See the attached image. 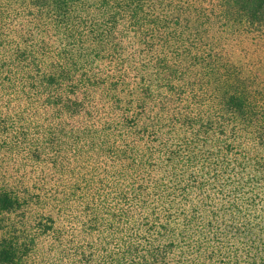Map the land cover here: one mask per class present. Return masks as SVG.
I'll return each mask as SVG.
<instances>
[{
	"label": "trees",
	"instance_id": "1",
	"mask_svg": "<svg viewBox=\"0 0 264 264\" xmlns=\"http://www.w3.org/2000/svg\"><path fill=\"white\" fill-rule=\"evenodd\" d=\"M208 1L226 39L203 15L180 27L172 0H0V264H161L172 244L140 232L163 199L197 189L186 224L216 184L251 187L240 212L262 200L264 0ZM215 246L178 264H233Z\"/></svg>",
	"mask_w": 264,
	"mask_h": 264
},
{
	"label": "rangeland",
	"instance_id": "2",
	"mask_svg": "<svg viewBox=\"0 0 264 264\" xmlns=\"http://www.w3.org/2000/svg\"><path fill=\"white\" fill-rule=\"evenodd\" d=\"M213 4L215 5L216 3ZM214 5L208 0H172V5L168 4L173 11L184 14L183 16L180 15L179 18L181 21L180 27L182 24H185L187 27L197 25V18L200 15H203L204 17H207L215 27V35L220 36L223 40L226 39L224 37L230 31L228 30V33L227 31H224V23L227 21L220 17V15L223 14V9L219 7L215 8ZM180 8H182L181 10L183 12H179ZM211 8H213V10H211ZM158 11L162 12L160 10ZM185 20H187V22ZM4 21H6L5 18ZM219 27H221L223 31L220 30ZM232 35H234V33H232ZM242 47V44L235 45L237 50L242 49ZM0 107L2 106L0 105ZM212 142H214L213 144L215 146L220 145L215 139H213ZM244 143L246 144L247 142L244 141ZM22 153L23 151H20L19 154ZM21 157L26 158V156ZM22 161L27 162L25 159ZM198 167V165H195L194 169L198 170ZM250 188V186H246L243 187L242 190L236 192H233L232 189H230L229 192L231 194V199H229L223 195V191L220 190L218 184L214 185L213 189L210 190L211 197L207 199V206L205 209L203 208L202 211L197 212L199 216L197 217L198 223L195 221L192 224H186L182 218H184L183 214L189 215L187 208H190L189 206L191 204L200 200L197 199L199 196L197 195V189L189 191L188 199H182L180 198V195H175L174 197L171 195L170 199H172V201H165L164 199L163 201H160V203L168 209L163 213H158L157 219L153 223L155 224L153 225V229L140 232V236L142 237L140 240L143 243L144 241L150 242L151 245H156L161 240L164 244L165 242H170L172 244L170 245V250L166 247L168 253L161 264H178L179 258L182 259L181 262L184 261V258L190 259L191 256L192 258H195V246L200 238L210 244L216 245L211 250L215 253V258L220 262L227 261V259H224L221 256L222 253H227L230 256L228 260L233 264H260L258 258L255 263L252 261L255 258L253 254L259 250H264V225L260 228V231L259 229L254 228V232L252 230L249 232L248 229L244 227L243 222H245L244 216H247L250 219L253 217L252 212L254 209H256L258 213V210L264 207V196L262 200L259 201H257L256 198L257 202L251 206H243L241 212L237 210L239 204H242V196H250V193L247 191V189ZM225 190H228V188L226 187ZM253 190H257V187H254ZM232 202L235 204H232ZM150 204H153V202L143 203L142 206H138L136 211L134 207H131L127 212V217L131 220L129 223L130 229L128 230L130 233L128 234H134L140 227L144 226H140L137 230L133 231V228L135 227L134 218L138 219V224L141 225L143 217L146 215V212L145 210L143 211V209L145 206L147 209ZM135 205L136 204H134V206ZM118 206H121V204H118ZM176 206H179L180 208L174 210ZM76 207L78 208L77 202L74 203V208ZM181 208L185 209L182 211ZM138 210L140 211L138 212ZM147 213H150V211L147 210ZM213 216L215 219L211 224L207 225V222L210 221ZM62 220H66V218H62ZM261 224H263V222H261ZM197 225L199 227H197ZM197 228L201 229L199 235L196 232ZM227 231L229 234L226 233ZM254 238L255 240H253ZM201 264H203V262H201Z\"/></svg>",
	"mask_w": 264,
	"mask_h": 264
}]
</instances>
